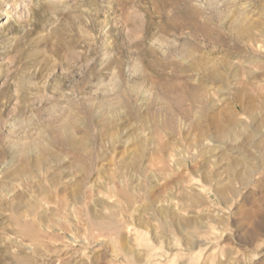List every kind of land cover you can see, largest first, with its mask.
Returning a JSON list of instances; mask_svg holds the SVG:
<instances>
[{"label":"rangeland","instance_id":"1","mask_svg":"<svg viewBox=\"0 0 264 264\" xmlns=\"http://www.w3.org/2000/svg\"><path fill=\"white\" fill-rule=\"evenodd\" d=\"M0 264H264V0H0Z\"/></svg>","mask_w":264,"mask_h":264},{"label":"bare ground","instance_id":"2","mask_svg":"<svg viewBox=\"0 0 264 264\" xmlns=\"http://www.w3.org/2000/svg\"><path fill=\"white\" fill-rule=\"evenodd\" d=\"M11 14H12V12H10V11L6 13V16H7L6 20L9 19V18L11 17ZM7 21H8V20H7ZM227 135H228V134H227Z\"/></svg>","mask_w":264,"mask_h":264}]
</instances>
